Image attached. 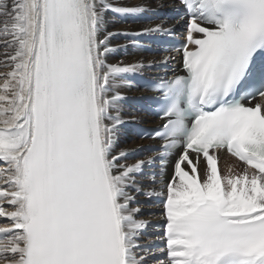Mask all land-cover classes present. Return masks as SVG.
Wrapping results in <instances>:
<instances>
[{"label": "snow or ice", "instance_id": "1", "mask_svg": "<svg viewBox=\"0 0 264 264\" xmlns=\"http://www.w3.org/2000/svg\"><path fill=\"white\" fill-rule=\"evenodd\" d=\"M152 43L159 59L110 62ZM0 68L3 264H264V0H0ZM155 69L151 146L121 147L144 110L126 93Z\"/></svg>", "mask_w": 264, "mask_h": 264}, {"label": "bare ground", "instance_id": "2", "mask_svg": "<svg viewBox=\"0 0 264 264\" xmlns=\"http://www.w3.org/2000/svg\"><path fill=\"white\" fill-rule=\"evenodd\" d=\"M147 25V23H143L139 20H135V21H126L124 23H120V24H117L116 27H120V28H128L132 31H137L139 30L140 28H142L143 26ZM110 30H111V26H110ZM114 43L116 44H122L124 43L123 39H117L114 41ZM137 55H142L146 60L147 59H152L153 57H155L156 59H159L157 56H149L148 54L144 53L143 51L139 54L135 53L133 49L129 48L128 49V52L126 54L122 53V50L121 51H118L117 53H115L112 57H111V60L110 62H116L117 59H120V58H124L126 60H133V59H136L137 58ZM5 69L3 70H0V71H4ZM2 82V81H0ZM132 84V83H131ZM135 93V90L133 88V85L131 86L130 90L127 91V95H130V94H133ZM126 111H131L130 109H128L127 107H125ZM121 147H124V146H132V145H142L144 143H149V141H141V140H135L134 138H132L131 136H129L126 131H124L122 133V136H121ZM125 141V143L123 142ZM242 168H243V164L237 160H234L232 158H229V157H226L225 155H222L221 158H220V162H219V169H220V172H221V175L224 176V175H227L228 172H229V169H231L232 173L233 174H239L241 171H242ZM142 199V198H141ZM141 206V209H142V218L143 219H146V220H153V217H148L146 214H145V211L144 209L146 208V206L144 205H140ZM156 210H158V214H157V217H162L161 215V212H162V209L161 207L158 209V208H155ZM149 228H151V226H149ZM148 228V229H149ZM146 241L148 243H151L150 240H147Z\"/></svg>", "mask_w": 264, "mask_h": 264}, {"label": "rangeland", "instance_id": "3", "mask_svg": "<svg viewBox=\"0 0 264 264\" xmlns=\"http://www.w3.org/2000/svg\"><path fill=\"white\" fill-rule=\"evenodd\" d=\"M0 70H3L2 68H0Z\"/></svg>", "mask_w": 264, "mask_h": 264}]
</instances>
